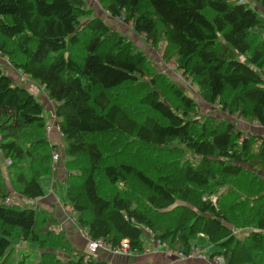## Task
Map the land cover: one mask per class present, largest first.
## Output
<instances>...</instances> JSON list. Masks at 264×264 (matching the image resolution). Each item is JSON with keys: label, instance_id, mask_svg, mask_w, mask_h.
Wrapping results in <instances>:
<instances>
[{"label": "trees", "instance_id": "16d2710c", "mask_svg": "<svg viewBox=\"0 0 264 264\" xmlns=\"http://www.w3.org/2000/svg\"><path fill=\"white\" fill-rule=\"evenodd\" d=\"M253 1L264 10V0ZM87 2L0 0V57L56 103L66 199L79 226L112 246L128 240L132 253L145 250L148 234L185 254L204 236L216 246L211 256L226 264H264V136L228 119L195 118L197 101ZM100 4L132 21L153 47L166 41L164 59L174 57L207 102L264 126V14L251 2ZM44 113L0 64V152L12 160L13 191L28 200L45 195L43 179L57 170L59 146ZM10 196L0 165V264H26L33 250L37 264H105L94 256L86 262L63 231L52 230L56 218L7 203ZM23 242L36 249L16 257L14 243Z\"/></svg>", "mask_w": 264, "mask_h": 264}, {"label": "rangeland", "instance_id": "374dc122", "mask_svg": "<svg viewBox=\"0 0 264 264\" xmlns=\"http://www.w3.org/2000/svg\"><path fill=\"white\" fill-rule=\"evenodd\" d=\"M87 1H88L87 2L88 7L92 8L95 14L102 16L108 22V24H110V26L113 29L125 35L128 38V40L132 41L138 49L146 53L150 63L154 66L155 71L159 72L161 75H165L169 77L171 80L176 82V84H178L181 88H183V90L188 95L192 96L197 101V103L199 104V109L197 113H195L194 115L195 118L202 120L205 116L209 115V116H215L220 119H228L232 123H234L237 128H240L241 130H243L244 133L247 135L259 134V135L264 136V126H261L260 124H256V123H251L247 121L246 119L239 117L238 115L230 114L227 111H224L218 102L215 104H211L207 102L202 96L201 90L199 89V87L196 84H194L192 81H190V79L185 77L181 73V71L178 70L176 59L174 57H172L169 60L164 59L163 56H164L166 46H167L166 41H161L158 47H153L152 44L149 41H147L144 36L139 35L134 30L133 22L132 21L127 22L125 20L124 15H119V16H122V18H124V20H119L115 16H111L101 7L100 0H87ZM245 1L251 2L252 5H254L261 13L264 14V10L256 2H254L253 0H245ZM0 64L5 69H7V72L13 77V79H15L17 82L23 83L44 104L45 106L44 116L47 118V120L51 122L53 120L56 121V117H55L56 116L55 115L56 103L49 99L46 90L41 85H39L37 82L32 81L30 78L26 76L24 79L21 77H18L16 69L12 66H9L6 58L0 57ZM48 136L50 137V134H48ZM51 139H53L52 140L53 143L59 146L58 153L60 155L61 161L59 163L57 162L58 168L55 172L56 176L53 175V176L44 177L43 187L46 190H50V188L52 187L53 181L56 178L55 180L58 183L56 186L57 195L59 196L62 195V197L65 198L66 183L63 182V176L61 174L62 173L61 171L64 169V164L66 161V156L64 155V152H63V146L65 145V141L61 138H58L57 140V136H55V132L52 133ZM175 145H179V144L175 143ZM147 152L148 151L145 150L146 154ZM156 154L157 153L155 151H152L149 153V156L151 158H155ZM184 156H186L185 158H191L192 155L190 153H185L183 157ZM0 165L2 167V174L7 184V188H9L10 186V188H12L11 191L14 190L11 184V170L7 166L6 161L1 152H0ZM11 198L13 202H18L20 204H28L29 206L34 205L33 202H30V201L20 202L19 199L21 197L15 191L11 192ZM42 209L46 211L45 208H42ZM48 211L46 212L48 213ZM247 233L248 231L245 230V231H240V233L238 234H241L242 238H244ZM14 245L17 246L16 257H19V258L24 257V255H22L23 248L29 247L31 249H36L35 243H32V242H25V243L23 242L20 244L14 243ZM211 247L214 248V251L216 250V246H211ZM205 251H209V250L207 249ZM57 252L58 254L62 256L68 253L62 250H58ZM26 253L28 254L25 256V261H27L26 264H37L38 263V260L40 257V250H33L31 252L26 251ZM83 253L89 254L88 249L87 251L84 250ZM94 258L96 259L97 257L95 256Z\"/></svg>", "mask_w": 264, "mask_h": 264}, {"label": "crops", "instance_id": "0c3cea01", "mask_svg": "<svg viewBox=\"0 0 264 264\" xmlns=\"http://www.w3.org/2000/svg\"><path fill=\"white\" fill-rule=\"evenodd\" d=\"M53 132H55L57 140L58 138L62 139L60 133L56 129H52L49 133V138L51 141L53 140L51 139ZM61 172L63 176V182L66 183L68 174L67 169L64 167ZM55 179L50 190L45 189V195L43 197L34 200H28L22 197V199L20 198L19 201H30L33 202V204L37 207L45 208L46 211L49 210L48 213L50 216H53L58 221L54 226H58L66 234L71 244L77 250L81 252H84V250L87 251L88 240L84 235V230L79 226L77 218L72 213L71 208L67 203L66 195L65 198H63L62 195H57L56 186L58 183ZM8 189L10 192H13V190L11 191L12 188H10V186ZM145 238V250L142 252L119 254L110 252L106 249H100L94 255V257L96 256V260L103 261L106 264H226L217 263L214 260V258L211 256L212 252H214V248L211 247L212 245L207 244L206 238L204 236L199 238V245L194 247L202 252L203 257L192 256L187 258H180L176 253L177 251H174L175 253L173 252L171 254L167 247L159 244L157 240L152 238L150 234L146 235ZM207 249L209 251H205Z\"/></svg>", "mask_w": 264, "mask_h": 264}, {"label": "built area", "instance_id": "2783aa9c", "mask_svg": "<svg viewBox=\"0 0 264 264\" xmlns=\"http://www.w3.org/2000/svg\"><path fill=\"white\" fill-rule=\"evenodd\" d=\"M116 18L119 20H124V18H122V16H116ZM16 71H17L18 77H21L23 79L25 78V76L27 77V75H25L22 72V70L16 69ZM52 129H56L60 133V135L62 136L60 125L55 120H53L52 122L49 121L48 129H47L48 134L51 132ZM59 159H60V155L58 153V150H55L53 152L54 163H57L59 161ZM6 164L7 165L12 164V160L10 158L6 159ZM6 202L7 203H13L11 196L6 199ZM71 211L74 214V216L77 217V212L73 211L72 209H71ZM52 230L55 232L62 231L58 226H53ZM84 235H85L86 239L88 240L87 249L89 251V254H87V256L85 257L86 262L88 261V258L90 256H94L100 249H106V250H109L110 252L119 253V254L132 253V251L130 250V245L128 243V240H123L122 243L120 244V246H112V245L107 244L103 238H92V237H90V235L88 234L87 231H84ZM157 242L168 248V246L165 243H162L160 240H157ZM169 251L171 254L174 252L170 249H169ZM176 253L180 258H187V257H192V256L193 257L194 256L203 257L202 252H200L196 248H193L189 254H185L183 252H176ZM213 258L217 263H225V260L222 256H215Z\"/></svg>", "mask_w": 264, "mask_h": 264}]
</instances>
